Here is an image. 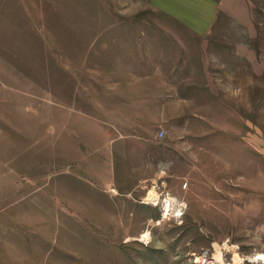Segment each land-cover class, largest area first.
<instances>
[{"label":"rangeland","instance_id":"374dc122","mask_svg":"<svg viewBox=\"0 0 264 264\" xmlns=\"http://www.w3.org/2000/svg\"><path fill=\"white\" fill-rule=\"evenodd\" d=\"M216 19L237 38L223 91L199 94L217 121L158 124L118 106L108 47L169 16L0 0V264H264V0H222Z\"/></svg>","mask_w":264,"mask_h":264},{"label":"crops","instance_id":"0c3cea01","mask_svg":"<svg viewBox=\"0 0 264 264\" xmlns=\"http://www.w3.org/2000/svg\"><path fill=\"white\" fill-rule=\"evenodd\" d=\"M148 1L154 11L170 18L151 26L167 30L150 34L143 29L148 25L141 23L136 35L126 30L109 43V69L115 70L110 75L118 77L109 90L117 93L119 107L134 109L131 115L137 119L159 124L193 123L201 118L215 123L207 120L203 111L207 100L199 99V94L208 92V86L223 91L224 75L217 71L226 69H222L224 44L237 39L218 35L219 27H228L216 19L222 0ZM132 24L126 20L112 26L128 29Z\"/></svg>","mask_w":264,"mask_h":264},{"label":"bare ground","instance_id":"6f19581e","mask_svg":"<svg viewBox=\"0 0 264 264\" xmlns=\"http://www.w3.org/2000/svg\"><path fill=\"white\" fill-rule=\"evenodd\" d=\"M172 200H173V202H172ZM163 206H164V209L166 211L165 215H168L169 214L168 212H171L170 211L171 208H177V207H178L177 208V211H178L177 214L180 215L182 213V212L180 213V210H182L181 207H183V205L177 199L174 200V199L167 198V200L165 201V203H164ZM148 233H146V234L143 235V239H148L149 238V234ZM216 256H217V262L216 263L223 264V262H222L223 261L222 258H224L223 252L222 251H219V254L216 255ZM250 258H252L253 261H261L263 263L264 262V253H260V254L259 253H256V254H254ZM243 263H244L243 262V258H240V260L236 264H243Z\"/></svg>","mask_w":264,"mask_h":264},{"label":"built area","instance_id":"2783aa9c","mask_svg":"<svg viewBox=\"0 0 264 264\" xmlns=\"http://www.w3.org/2000/svg\"><path fill=\"white\" fill-rule=\"evenodd\" d=\"M164 135V133L162 132V136Z\"/></svg>","mask_w":264,"mask_h":264}]
</instances>
